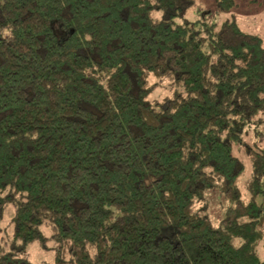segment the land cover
Instances as JSON below:
<instances>
[{"label":"trees","instance_id":"obj_1","mask_svg":"<svg viewBox=\"0 0 264 264\" xmlns=\"http://www.w3.org/2000/svg\"><path fill=\"white\" fill-rule=\"evenodd\" d=\"M193 2L0 0V264H264V39Z\"/></svg>","mask_w":264,"mask_h":264},{"label":"rangeland","instance_id":"obj_2","mask_svg":"<svg viewBox=\"0 0 264 264\" xmlns=\"http://www.w3.org/2000/svg\"><path fill=\"white\" fill-rule=\"evenodd\" d=\"M237 4L231 7L226 12L217 11V0H194L193 4L182 15L176 17L177 23H185L188 21H196L204 16L208 17L207 11H210V18L215 25L220 26L228 18H235L239 26L250 33L257 34L264 39V0H236ZM214 13V14H213ZM161 12L155 11L153 16L159 18ZM157 86L149 96L150 99L160 97L162 94L169 92L170 80L165 79L158 81ZM252 134V132H251ZM248 134L250 140L253 139V134ZM260 147L264 148V141H260ZM242 156L241 153H239ZM244 158V156H243ZM245 170L239 176L237 184L245 195L248 194L247 185L251 178V165L248 159H245ZM206 212L210 215L214 225H219L224 216L227 199L222 195L219 186L209 190L206 194ZM15 213V206L9 205L3 214H0V247L8 249L13 242L12 227L9 225V220ZM44 234L50 235L48 229H43ZM259 251L264 258V243L259 245ZM28 258L35 263H53L56 260V251L51 239L48 238V245L43 248L39 242H34L27 247ZM68 258V257H66Z\"/></svg>","mask_w":264,"mask_h":264}]
</instances>
